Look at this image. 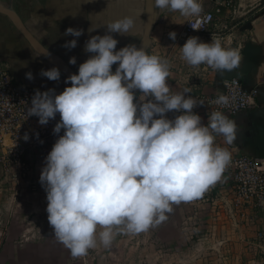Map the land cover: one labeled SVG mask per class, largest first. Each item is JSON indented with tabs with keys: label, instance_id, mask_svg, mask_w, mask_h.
Here are the masks:
<instances>
[{
	"label": "clouds",
	"instance_id": "clouds-1",
	"mask_svg": "<svg viewBox=\"0 0 264 264\" xmlns=\"http://www.w3.org/2000/svg\"><path fill=\"white\" fill-rule=\"evenodd\" d=\"M152 6L185 17L203 10L200 0H153ZM134 26L128 16L106 24L108 33L122 36ZM64 35L78 38L83 30L69 27ZM168 35L176 39L174 31ZM117 44L110 34L91 36L84 51L94 55L65 79L71 86L59 94L37 90L27 109L40 125L60 117L53 128L58 139L39 182L54 237L73 258L98 244L109 247L117 234L145 232L165 220L173 205L201 197L231 161L216 136L232 144L237 135L236 122L221 111L202 123L193 109L205 103L186 96L188 88L172 91L166 59L135 44L117 50ZM76 46V39L63 45ZM180 50L193 68L205 65L222 75L241 66L240 52L224 47L219 38L205 43L189 37ZM69 63L75 65L76 58ZM40 75L59 81L61 73L53 67ZM26 78L34 77L28 72ZM214 103L227 105L229 98L220 95ZM170 112L176 115L168 118Z\"/></svg>",
	"mask_w": 264,
	"mask_h": 264
},
{
	"label": "crops",
	"instance_id": "crops-1",
	"mask_svg": "<svg viewBox=\"0 0 264 264\" xmlns=\"http://www.w3.org/2000/svg\"><path fill=\"white\" fill-rule=\"evenodd\" d=\"M234 1L235 5L231 7L225 4L218 6L213 0H200L202 12L215 14L211 33H222V45L240 52L241 66L238 69L225 71L221 75L205 65L193 68L183 61L180 47L189 37L195 36L202 42L211 43L215 36L187 33L186 23L191 16L185 17L179 12L155 9V24L146 51L169 62L170 76L167 82L173 92L188 88L190 93L185 95L193 96L198 102L203 95L221 92L225 81L234 77L240 78L249 88L258 87L259 94L246 111L237 115L224 113L236 122L235 141L226 144L222 136H216V144L226 148L231 157L248 154L264 158V0ZM0 7L17 13L31 37L77 73L79 65L94 55L84 51V45L91 36L112 35L118 40L117 50L130 44L138 47L149 11L148 0H0ZM125 16L132 17L135 22L129 35L108 33L106 24ZM69 27L82 29L83 35L78 38L65 36ZM90 28L95 29L89 32ZM173 31L176 33L174 41L168 35ZM73 39L77 40L75 48L63 47ZM71 57L76 58L75 65L69 63ZM0 62H8L16 77L36 89H55L56 94H59L65 87L71 86L65 83L68 76L61 71L59 81H50L40 75L42 69L49 70L54 66L33 49L19 23L2 13ZM116 67L113 65V71ZM28 72L32 73L33 79L26 78ZM193 112L201 116L204 124L211 114L204 105L199 104ZM167 115L173 118L176 113ZM56 139L58 137L42 140L38 147L27 148L25 159L31 162L30 175L34 181L28 179L17 185L5 176L11 186L0 187V264H56V259L59 262L62 256L67 259L65 264H88L98 249L103 251V256H110L109 252H115L116 243L122 239V234H117L107 249L98 244L86 256L79 258H73L69 250L55 239L47 220L46 192L39 177L45 157ZM3 172L5 174L4 168ZM33 182L38 183L39 187L32 189L30 184ZM232 186L227 166L201 197L173 205L165 220L149 229L154 241L163 239L173 242L170 234L177 227L181 235L180 242H187L196 233L201 243H212V248L218 249L221 245L241 248L242 253H236L233 257H245L248 264L257 263L264 249V243L260 244L256 238L257 233L264 230V208L258 212L249 211L248 220L237 216L233 208ZM162 235L167 237H157ZM212 254L214 257L222 255L217 250Z\"/></svg>",
	"mask_w": 264,
	"mask_h": 264
},
{
	"label": "built area",
	"instance_id": "built-area-1",
	"mask_svg": "<svg viewBox=\"0 0 264 264\" xmlns=\"http://www.w3.org/2000/svg\"><path fill=\"white\" fill-rule=\"evenodd\" d=\"M216 5L223 4L234 7V0H213ZM214 12H202L191 16L186 23L187 33H211L214 25ZM221 39L222 33H213ZM39 90L16 77L8 62H0V163L5 170V176L10 181L20 185L27 181L29 164L25 154L29 146L38 147L42 140L58 137L53 133L55 124L60 117L46 125L38 123V117L27 116V109L31 107V98ZM44 92V90H39ZM258 87L249 88L238 77L231 78L224 83V89L214 95H203L200 101L211 113L221 111L237 115L246 111L252 101L258 96ZM229 98L227 105H217L214 101L218 96ZM29 139L25 141L24 136ZM38 134V135H37ZM63 135V129L59 133ZM228 173L232 180L234 193V212L242 219H249V211L258 212L264 208V158H257L248 154L234 155L228 164ZM32 189L36 183L30 184ZM259 243H264V230L257 233ZM255 264H264V249Z\"/></svg>",
	"mask_w": 264,
	"mask_h": 264
},
{
	"label": "rangeland",
	"instance_id": "rangeland-1",
	"mask_svg": "<svg viewBox=\"0 0 264 264\" xmlns=\"http://www.w3.org/2000/svg\"><path fill=\"white\" fill-rule=\"evenodd\" d=\"M32 154L35 153L32 152ZM26 162L29 164V173H31V162L30 160ZM28 179L34 181L30 174L26 180ZM5 185L7 188L11 186L8 180H5L3 167L0 165V187ZM37 187H39L38 183H36ZM121 234L122 239L116 243L115 252H109L110 256H103L104 254H101L103 251L98 249V253L88 260V264H248V259L245 257L241 259L233 257L236 253H242L241 248H232L229 245H221L220 249L212 248V243H201L196 233H193L187 242H180L181 235L177 227L170 234L174 239L173 242L163 239L154 241V236L149 230L139 234ZM157 237L165 238L167 235ZM216 250L222 255L214 257L212 252ZM199 254L201 256H198ZM65 261L67 259L62 256L59 262L56 259V264H65Z\"/></svg>",
	"mask_w": 264,
	"mask_h": 264
},
{
	"label": "water",
	"instance_id": "water-1",
	"mask_svg": "<svg viewBox=\"0 0 264 264\" xmlns=\"http://www.w3.org/2000/svg\"><path fill=\"white\" fill-rule=\"evenodd\" d=\"M152 2L153 0H148V6H149V11H148V18L146 21V25L144 27V31L142 34V37L140 39V42L138 44V48L143 47L145 50L147 49V44H148V40L150 38V34L151 31L153 29V26L155 24V9L152 6ZM0 13L5 14L11 18H13L14 20H16L26 39L29 41V43L31 44V46L33 47V49L43 58L45 59L48 63H50L52 66L56 67L59 69V71H61L62 73H64L67 76H70L71 74H78L74 69H72L69 65H67L66 63H64L63 61H61L59 58L51 55L48 51V54L45 55L44 52L46 51V49H44L41 45H39V43H37L30 35L27 27L25 26L24 22L22 21V19L20 18V16L15 13L14 11H11L9 9H3L0 7Z\"/></svg>",
	"mask_w": 264,
	"mask_h": 264
}]
</instances>
